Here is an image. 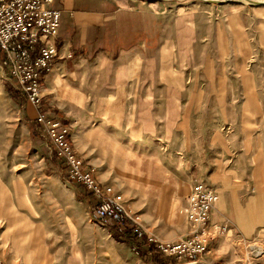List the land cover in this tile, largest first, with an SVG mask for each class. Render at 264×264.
<instances>
[{"label":"rangeland","instance_id":"1","mask_svg":"<svg viewBox=\"0 0 264 264\" xmlns=\"http://www.w3.org/2000/svg\"><path fill=\"white\" fill-rule=\"evenodd\" d=\"M162 1L176 18V42L167 32L159 56L122 78L109 110L87 109L93 96L63 79L40 108L69 125L77 150L123 194L130 220L147 236L185 238L186 196L197 180L212 184L228 210L216 203L206 251L158 257L134 237L118 238L113 222L95 219L93 196L67 179L28 101L0 68V256L7 264H159L155 257L161 264H264V4ZM69 105L85 111L71 114ZM93 119L103 125L89 149ZM237 210L255 216L251 229ZM221 212L230 217L223 231Z\"/></svg>","mask_w":264,"mask_h":264},{"label":"built area","instance_id":"2","mask_svg":"<svg viewBox=\"0 0 264 264\" xmlns=\"http://www.w3.org/2000/svg\"><path fill=\"white\" fill-rule=\"evenodd\" d=\"M53 0H0V68L3 75L21 92L28 102L41 107L42 86L59 56L56 38L61 12ZM50 150L61 161L67 179L78 183L94 198L92 216L105 224L113 222L120 229L131 219L123 194L113 185L102 183L92 164L77 150L69 125L60 119L48 118L41 111L36 117ZM219 198L215 187L197 180L186 196L182 213L189 223V234L178 241H159L146 235L163 257L195 258L202 255L210 239L211 214ZM230 219L222 216L216 227L223 231ZM139 238L143 231L135 228ZM0 264H7L0 256Z\"/></svg>","mask_w":264,"mask_h":264},{"label":"crops","instance_id":"3","mask_svg":"<svg viewBox=\"0 0 264 264\" xmlns=\"http://www.w3.org/2000/svg\"><path fill=\"white\" fill-rule=\"evenodd\" d=\"M52 5L61 12L56 38L59 56L44 78L43 97L53 94L58 80L63 79L71 82L77 94L93 96L95 102L87 109L109 110V96L123 93L120 90L122 78L132 77L142 62L159 56L164 39L170 35L167 32L173 31L176 42L177 21L170 17V5L162 0H53ZM128 93H136L135 87ZM26 110L36 119L42 108L27 102ZM79 111L83 114L85 108L69 105L71 114ZM92 122H95L92 128H96L88 131L89 149L95 143L91 134L101 132L99 127L103 125L100 119ZM113 147L117 148L115 144ZM218 176L228 184L227 175ZM220 196H224L222 192ZM217 206L228 210L218 202ZM261 215L264 219V212ZM222 216L230 219L223 212ZM236 216L248 230L256 223L255 216L248 211L237 210Z\"/></svg>","mask_w":264,"mask_h":264},{"label":"trees","instance_id":"4","mask_svg":"<svg viewBox=\"0 0 264 264\" xmlns=\"http://www.w3.org/2000/svg\"><path fill=\"white\" fill-rule=\"evenodd\" d=\"M135 228H137V226L130 220V219H126L125 220V223H124V226H123V228H121V230L119 231V229H118V235H117V237L118 238H120V236L122 235V234H127L129 237H134V238H136V239H138V242H139V246H143V245H146V247H148V251H150V252H152L153 254H155V256H160V257H162L158 252H157V250H156V246H154L153 244H150V243H148V241H147V239H146V234L145 233H143V236H141L140 238H139V236H138V233H137V231L135 230ZM117 234V233H116ZM147 254V253H146ZM144 256H146L145 255V253H144ZM155 259H156V261L159 263V264H161V263H163L161 260H160V258H156L155 257Z\"/></svg>","mask_w":264,"mask_h":264},{"label":"bare ground","instance_id":"5","mask_svg":"<svg viewBox=\"0 0 264 264\" xmlns=\"http://www.w3.org/2000/svg\"><path fill=\"white\" fill-rule=\"evenodd\" d=\"M213 1H218V0H213ZM220 1H223V0H220ZM253 1V0H252ZM257 4H264V0H259V1H253ZM218 201V200H217ZM217 203V202H216ZM263 248H260V250H262ZM262 253H264V250L262 251Z\"/></svg>","mask_w":264,"mask_h":264}]
</instances>
